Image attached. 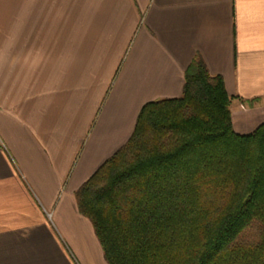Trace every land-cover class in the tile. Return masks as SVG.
<instances>
[{
  "label": "crops",
  "instance_id": "crops-1",
  "mask_svg": "<svg viewBox=\"0 0 264 264\" xmlns=\"http://www.w3.org/2000/svg\"><path fill=\"white\" fill-rule=\"evenodd\" d=\"M197 57L264 123V0H0V264H109L77 192Z\"/></svg>",
  "mask_w": 264,
  "mask_h": 264
},
{
  "label": "trees",
  "instance_id": "trees-1",
  "mask_svg": "<svg viewBox=\"0 0 264 264\" xmlns=\"http://www.w3.org/2000/svg\"><path fill=\"white\" fill-rule=\"evenodd\" d=\"M230 105L197 57L183 94L144 104L82 185L79 210L109 264H264V123L236 132Z\"/></svg>",
  "mask_w": 264,
  "mask_h": 264
},
{
  "label": "rangeland",
  "instance_id": "rangeland-1",
  "mask_svg": "<svg viewBox=\"0 0 264 264\" xmlns=\"http://www.w3.org/2000/svg\"><path fill=\"white\" fill-rule=\"evenodd\" d=\"M253 232H251L249 235L252 236Z\"/></svg>",
  "mask_w": 264,
  "mask_h": 264
}]
</instances>
